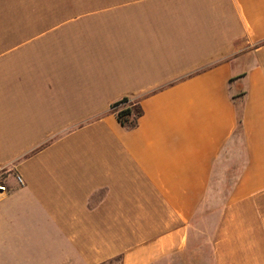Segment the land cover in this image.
<instances>
[{"label": "crops", "instance_id": "0c3cea01", "mask_svg": "<svg viewBox=\"0 0 264 264\" xmlns=\"http://www.w3.org/2000/svg\"><path fill=\"white\" fill-rule=\"evenodd\" d=\"M231 141L213 264H264V0H0V264L191 257Z\"/></svg>", "mask_w": 264, "mask_h": 264}, {"label": "rangeland", "instance_id": "374dc122", "mask_svg": "<svg viewBox=\"0 0 264 264\" xmlns=\"http://www.w3.org/2000/svg\"><path fill=\"white\" fill-rule=\"evenodd\" d=\"M233 141L230 149L222 153L215 166L213 181L210 183L209 196L193 219V230L191 238L193 240V255L187 256L182 261L165 264H213V258L209 247V241L217 222L219 211L231 197L232 189L240 173V163L243 162L240 144L233 149ZM238 148V149H237ZM236 153V155H233ZM0 180H3L2 174ZM4 182V181H3ZM116 264V262L114 263Z\"/></svg>", "mask_w": 264, "mask_h": 264}, {"label": "trees", "instance_id": "16d2710c", "mask_svg": "<svg viewBox=\"0 0 264 264\" xmlns=\"http://www.w3.org/2000/svg\"><path fill=\"white\" fill-rule=\"evenodd\" d=\"M111 110L115 113L117 120L126 128L136 125L137 119L142 114V109L138 102H133L127 97L115 101L111 105Z\"/></svg>", "mask_w": 264, "mask_h": 264}, {"label": "built area", "instance_id": "2783aa9c", "mask_svg": "<svg viewBox=\"0 0 264 264\" xmlns=\"http://www.w3.org/2000/svg\"><path fill=\"white\" fill-rule=\"evenodd\" d=\"M14 179L19 186L24 185V180L21 175L19 174H14ZM8 188L5 182L0 180V199L7 193Z\"/></svg>", "mask_w": 264, "mask_h": 264}]
</instances>
